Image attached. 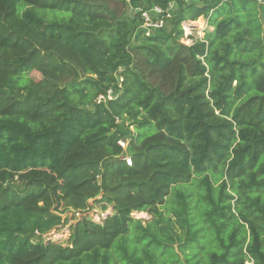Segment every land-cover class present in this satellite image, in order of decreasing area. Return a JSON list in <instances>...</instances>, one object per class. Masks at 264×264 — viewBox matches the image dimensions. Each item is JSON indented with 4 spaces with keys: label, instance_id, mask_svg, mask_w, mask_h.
<instances>
[{
    "label": "trees",
    "instance_id": "trees-1",
    "mask_svg": "<svg viewBox=\"0 0 264 264\" xmlns=\"http://www.w3.org/2000/svg\"><path fill=\"white\" fill-rule=\"evenodd\" d=\"M0 264H264V0H0Z\"/></svg>",
    "mask_w": 264,
    "mask_h": 264
},
{
    "label": "rangeland",
    "instance_id": "rangeland-1",
    "mask_svg": "<svg viewBox=\"0 0 264 264\" xmlns=\"http://www.w3.org/2000/svg\"><path fill=\"white\" fill-rule=\"evenodd\" d=\"M128 15H131L132 12L130 10L127 11ZM181 30L183 32V37L181 39V42L185 45H190V43L193 40H202L205 36L206 32H211L212 28L207 25V22L203 18H198L196 21H185L181 25ZM42 45H44L43 50H52L55 51L59 54L61 58H64L65 61H68L69 63H72V55L69 52H66L64 50H61L56 45H45L44 42L42 41ZM31 78H38V75L36 73H32L29 75ZM133 131V129H131ZM218 183V182H217ZM215 183V185H217ZM200 193V190L198 189L196 196H198ZM170 207L168 206L165 210L166 215L172 220V224L175 226L174 229L179 232V235L181 234V231H179L178 226L175 224V218L173 215L170 213ZM107 214H111V210L108 209L106 212L101 213L98 209L94 208L92 210H89L88 212L82 214V216H88L91 218L94 222H101V220L106 217ZM72 214H63L62 217H68L71 218ZM81 214H77L75 216L76 219H80ZM132 217L137 220H142L144 222L148 221L151 219V217L146 214V213H133ZM75 220L70 219L67 225L65 227L57 230V231H52L50 234L46 236L47 239L55 241V242H61L63 243L68 239L69 235V226L71 224H74ZM178 243L174 244V249L177 251L178 250Z\"/></svg>",
    "mask_w": 264,
    "mask_h": 264
},
{
    "label": "built area",
    "instance_id": "built-area-1",
    "mask_svg": "<svg viewBox=\"0 0 264 264\" xmlns=\"http://www.w3.org/2000/svg\"><path fill=\"white\" fill-rule=\"evenodd\" d=\"M225 2L226 0H221ZM174 10L173 3H169L165 9H161L158 6H153L148 10H138L142 19L141 31L145 37H150L154 32L159 31L165 26L166 20L170 19ZM192 43V42H191ZM190 43V44H191ZM122 80L119 79V83ZM114 92L108 90L105 95H100L97 98V103L111 100L114 97ZM123 151L127 148L125 140L118 142ZM126 162L130 165L129 158H126Z\"/></svg>",
    "mask_w": 264,
    "mask_h": 264
}]
</instances>
